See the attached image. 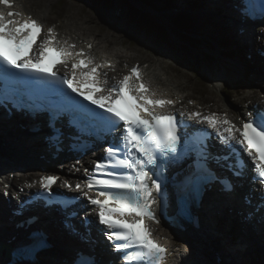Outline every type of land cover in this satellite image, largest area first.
<instances>
[{
    "label": "snow or ice",
    "instance_id": "obj_1",
    "mask_svg": "<svg viewBox=\"0 0 264 264\" xmlns=\"http://www.w3.org/2000/svg\"><path fill=\"white\" fill-rule=\"evenodd\" d=\"M248 2L245 0L242 8L245 16ZM0 6V81H4L0 106L10 105L33 118L46 116L47 127L54 133L48 139L57 143L64 136V126L85 148L86 138H111L104 156L93 161L90 172L84 170V180L74 186L63 181L62 188L81 196L57 197L54 186L60 177L55 174L41 175L27 185H39L33 200L66 212L65 230L84 245L75 251L70 264H100L91 236L94 225L120 264H164L168 249L154 236L151 225L160 223L157 208L163 210L167 202L166 173L171 168L177 169L171 178L176 203L187 218L213 189L235 192L234 178L245 176L249 162L251 182L260 185L259 198L264 202V113H249L250 118L237 125L226 115L192 111L187 113V121L206 124L211 132L195 129L183 119L184 112L177 117L170 110L177 101L151 88L138 66L131 67L122 78H109L102 70L113 68L110 62H98L77 50L74 43L60 40L52 27L38 42L44 34L40 22L13 11L12 0H0ZM260 6L264 16V0H260ZM58 66L65 69L63 75ZM38 97L42 103L36 102ZM73 168L79 171L75 165ZM81 198L79 210L67 211ZM33 200L20 205L17 215ZM81 212L83 231L73 222ZM93 214L95 220L90 218ZM36 220L33 216L21 226ZM48 246L43 231H31L15 249L14 264H36V256Z\"/></svg>",
    "mask_w": 264,
    "mask_h": 264
},
{
    "label": "bare ground",
    "instance_id": "obj_2",
    "mask_svg": "<svg viewBox=\"0 0 264 264\" xmlns=\"http://www.w3.org/2000/svg\"><path fill=\"white\" fill-rule=\"evenodd\" d=\"M17 1H18V5L23 4V9L25 13L32 14L34 15V18L42 22H45V19L47 18L46 15H47L48 9H44L40 13H33L30 9V5H29L30 3L28 2V0H17ZM173 1H174L173 4L172 5L167 4L168 6H166V4L164 5L161 0H147L146 2H141V4L142 3L147 4L149 10H154L155 13H161L160 15L162 14L171 15V12L189 13V14L197 15L200 18L199 20L200 24L201 23L208 24V26L211 28L210 33L212 36L216 38V40L220 39V40L225 41V38H226V40L230 41L229 38L233 39L231 35H228L230 34V31H226L225 33V31L221 27V21L224 17L235 18V14H234L235 12H233L228 6L219 5L218 3H215L214 0H173ZM221 4H223V2H221ZM177 9L181 11H178ZM175 10L177 12H175ZM74 26L75 25L73 24V28L75 29L76 27ZM200 26L204 30V26L202 24ZM47 27L49 28L50 26H47ZM67 27L68 26H66L67 30L62 33V40H71V43H76L75 36L81 35L80 33H78L81 30L75 29L74 31H72L71 29ZM48 28H46V31ZM118 28L120 29L119 34L115 36L112 35L109 37L108 36L102 37V38L100 37L98 39L96 37L94 39L87 37L88 40L94 46V49L90 51L88 55L93 56L98 62H103V61L113 62L114 67L109 70H104V72L107 73L109 78L115 77L117 79L122 78L123 75H126L125 73L128 72L127 68L129 67H130L129 68V72H130L131 67H133L137 63L136 62L137 56H130L129 58H126L127 59L126 61L119 64L117 63V60H119L118 58H120V55H121L120 50L119 49L109 50L110 46L112 44L115 45L117 40H120L119 41V43H121L120 45H122L125 41L123 40L125 39L123 34L126 33V27L121 26ZM108 35H111V34H108ZM257 37H258L259 44H256L254 41H250L249 43H246L245 45H243L241 48H237L238 50L235 49L234 47L232 49H229V51H232L233 54L236 53L237 55L244 57V58H237L241 61V65L235 62V65L237 66V68L250 67L251 69H255L256 68L255 65H257L261 71L262 70L264 71V58L260 57L258 54V56L262 58V60H259L257 56L256 57L254 56L255 58H253L250 54L252 49H254V46L256 50L260 48H264V43H263L264 42V23ZM79 39H82V38L80 37ZM85 39L86 38H84L83 40ZM140 49L145 50V52L148 51V48L144 49L143 46H141ZM137 53L140 54L139 52ZM157 53H156V56L159 58L156 61L154 59L151 60V64H148L147 68L141 67L146 77V82L150 85V87L155 89L158 92V94L164 97H166L165 94L169 95L172 98H176V99H179L182 97L189 98L190 96H192L190 95V93H187V90H186L187 87L189 86L188 83L191 82V79H189L187 76L185 77L181 76L183 79H185L183 81L180 78H177L175 75H171V73H169V68L171 67V64L167 63V60L168 62H170L171 59L163 55V54H168L169 52L161 51ZM245 55H250V59L247 60L245 58ZM250 62H253L254 64L250 65L249 64ZM126 64L129 67L126 66ZM157 64H158V68H156ZM123 68L126 69L125 73H123L122 71ZM152 73H155V78H152L151 76ZM226 73H228V75L232 74L231 72L229 73V69H226ZM206 75H207L206 76L207 81L209 83L208 87L211 89H215L219 92V96H217V98L219 97L218 98L219 100L217 102L222 103L223 100L221 99L222 97L220 96L222 92L224 91V82H226L225 80L228 79V77H226L225 80L222 78L221 79L222 84H218V82L215 81L216 77L214 75H211V74H206ZM162 76H164V78H161ZM165 76H167V78H165ZM153 80H155V82ZM236 95H238V93H236ZM249 99H252V100L256 99L255 101L258 102V104H253V105L251 104V108L249 107V105L247 106L243 105L244 103L248 102ZM197 101H198V104H197L198 106H201L203 103L206 102L204 98H200ZM257 107L264 108V91H262V93L260 94L256 89L250 88L248 94H245L244 96L241 97L240 103L237 104V107L234 110H230V108L228 109V107L226 108V106L221 107V106L216 105L215 107L213 106V107L204 108L203 112H205L206 114H211L215 112L221 117L226 115L227 118L232 120L237 125H240L241 120H244V118L248 119L249 113L256 112L255 109ZM188 110L190 109L186 106H178L176 108V111L178 112H185ZM197 110L198 108L192 111H197ZM34 120L35 119L31 120L28 118V119H25L24 121H27V123L30 122V124L32 123L34 124L39 121V119H37L36 121ZM40 126L42 127L43 125H40ZM42 130L45 131L46 128L44 127ZM26 133H27L26 130L22 131L21 133L16 127L10 126L8 121L6 122L0 119V134L2 135L5 134L7 139L12 144L13 143L16 144L15 148L9 147L6 150H0V155H1L0 165H10L11 162L18 163V161L12 158L11 155L14 152L19 154L18 151H19V148L21 147L27 150L25 151V154L28 157H30L32 160L34 158H37V155H39V152L42 151L41 144L44 146L45 143L43 142V140L37 139L36 136L33 140L31 137V134H26ZM98 144L105 145L104 143H98ZM62 146H64V144ZM93 155L94 154L91 153L85 159H83L79 164H76L77 159L71 158L68 160L67 166H65L63 169L58 168L56 164H53L52 165L53 168L56 169L54 172L55 175L60 176V182L58 186L61 189H64L61 187V185L65 179L68 180L73 186L77 182L81 181V179L84 178V174H83L84 170L86 168L88 169L89 166H91V159L93 158ZM32 160L27 161L28 168L30 167L33 168V166L36 165V162ZM73 165H75V168H78L79 171H75V169L73 168ZM19 168H22V167L19 165ZM39 174H40L39 172L30 173V170H29L28 174H26L27 176V178H25L26 182L23 185H20L18 187V193H16L15 195H22L23 193L25 194L28 191L32 192L36 190L38 184H35L31 188H29L27 185L35 181V179H32L33 176L38 177ZM9 178H10V175H4L3 172H0L1 180H6V183H9L8 181ZM240 183L241 184L236 188V194H234L233 196L234 201L232 202V206L224 207L223 211L214 208L213 213H208V214L200 213L201 231H198V234H200L202 239L198 238V236H195L193 239H191L190 237L191 235H180L178 233L173 234L167 228V224L163 221H161V224L158 227H155L154 229L155 236L157 238L168 237L169 242H167V244H171L173 248H175L177 243H180L181 251L184 252L185 254V260L188 259V261L183 262V264H212L211 257L208 253L207 246L209 249L215 250L216 256L219 258L218 260H220V262H222L223 264H249V259H247V257L252 248L251 246H256L257 245L256 241L258 240L262 244V246L260 247L264 249V240H262L263 237H262L261 230L258 231L257 234H253V235H250V233L246 230V228L248 229L249 226H248L247 221L243 220L244 218L243 214L245 211L251 210V208L246 206L243 203V199L248 197V194H249V190H250L249 186L245 187V184L250 183L249 178L246 180H241ZM254 186L257 189H260L259 185H254ZM65 190L69 192H75V191L68 190V189H65ZM4 201L5 199L3 198V196H1L0 197V229H2L5 232L12 233V231L10 230L11 228L9 227L10 225L9 223L11 222V218H10L11 214L8 212V210H6L5 212L2 211V209H6ZM11 203L14 204L13 201H11ZM81 204L77 205L79 209L81 207ZM30 211H33V210L31 209ZM224 212L226 215L233 213L235 215L234 216L235 219L238 218L236 221L238 223V226H242L240 225V223H244V224L246 223L245 225L243 224L245 226V228H243V231L239 230V232L241 234L245 232V237L252 236L251 238L249 237L251 242H249L248 245L245 243L238 244L235 242V240L232 241V237L235 235L234 223H233V220H231L232 217H228L224 215L221 219L216 218L217 214H223ZM27 214L32 215L33 213L29 212ZM225 222L227 225L224 224ZM37 224H39L40 227L46 233H48V235L51 237V239L54 242L65 245L72 252H74V250L76 249L84 247V245L78 239H76L75 237H70L68 236L69 234H67V232L66 233L64 232V229H62L63 223L61 225L59 224L58 226L56 225V227H54L56 223L46 224L44 222L39 223L38 221ZM101 243H102V240L98 244H101ZM105 245L108 246L107 243ZM101 249L102 248H100L99 245H96L94 249L96 258L98 261H100V264H102V260L105 259L103 255L107 254V252L106 254L105 253L103 254L104 251L100 252ZM61 250L63 251V249ZM59 252L60 251H52L50 255H42L40 257V262L38 264H63L62 259L59 258V256H57ZM175 254H178V252L176 251ZM246 259H247V262H246ZM4 263H5L4 259H0V264H4Z\"/></svg>",
    "mask_w": 264,
    "mask_h": 264
},
{
    "label": "rangeland",
    "instance_id": "obj_3",
    "mask_svg": "<svg viewBox=\"0 0 264 264\" xmlns=\"http://www.w3.org/2000/svg\"><path fill=\"white\" fill-rule=\"evenodd\" d=\"M140 1L146 2L147 0ZM28 2L30 3L29 5L32 12L40 13L44 9H48L46 15L48 17V20L46 18L45 22L47 20L49 24H52L56 27L60 26L61 31H63L66 26L73 30H81L78 33L82 34V36L86 38L90 37L91 39H94L96 37L98 39L100 37H109L112 35L115 36L119 34L120 29L118 27H126V35L123 34L125 38L123 39L125 40L124 43L120 45V40H117L116 44H112L109 48V50H120L121 55L118 59H122V61L119 62V64L126 61V58H129L130 56H137V66H142L141 64L143 63L151 64V60L154 59L156 61L159 58L156 56L157 52L168 51V54L163 55L171 59L170 62H168L167 60V63L171 64L169 73H171V75H175L177 78H180L183 81L185 79H183L182 77L185 76L191 79V82L188 83L189 86L186 89L187 93H190V95H192L189 98L190 100L204 98L206 101H204L205 103H203L205 108H207V106L215 107L217 105L221 107L226 106V108L228 107V109L230 108V110H234L237 107V104L241 101L240 96L248 94L250 88L256 89L260 94L262 93L261 90L264 91V74L262 73H256V78H250L249 75H246L238 83L235 82V80H237V78H235V74L237 73V71L241 72L240 70H246L244 68H238L239 70H237L235 62L241 65V61L237 58L244 57L239 56L236 53L233 54L232 51H229V48L223 50L216 46L214 41L217 42V40L214 36L211 35V28L208 26V24L201 23L204 26L203 30L200 26L201 24L199 23L200 18L197 15L192 14L193 16H195V18L193 16H189V18H186V22L182 23L178 20H174V18L177 16H179L180 18L189 15V13L171 12V15L163 14L164 16H168L169 18H157V22L166 25L170 29V32L173 33L170 41L168 42L166 39H162L161 37L148 35L143 31H139L131 24V22H128L127 13H125V17L124 19H122V21L115 19L108 11L109 5L100 3L97 0H28ZM130 2H133L131 4L135 5L136 7L138 6L141 8V6L137 5L135 1L130 0ZM168 5H170V3H168ZM145 6L148 8L147 4H145ZM151 11L154 12V10ZM73 24L75 25L74 27H76L75 29L73 28ZM184 32H188L191 34V38L189 41L190 43H187V45L182 44V42L179 41L180 39L182 40V35L184 34ZM141 46H143L144 49L148 48V51L145 52V50H141ZM257 51L258 49L256 50L254 46V49H252L250 53L251 56L253 58L257 56L259 60H262V58L258 56ZM137 52H139L141 55ZM224 52H228L230 56L227 55L228 53L224 54ZM156 68H158V64ZM230 68H234V70ZM226 69H229V73L231 72L232 74L228 75V73H226ZM122 71L123 73H125L126 69L123 68ZM206 74L214 75L216 77L215 81H217L218 84H222L221 79L223 78L225 80L226 77L230 78L229 82L236 84L229 85V82H224V91L220 96L223 100L222 103L217 102L219 100V97L217 98V96H219V92L208 87L209 83L207 81ZM151 76L152 78H155V73H152ZM161 78H164V76H162ZM165 78H167V76H165ZM153 81L155 82V80ZM236 93H238V95H236ZM255 100L256 99H249V101L244 103L243 105H249V107L251 108V104H258V102H256ZM3 172L6 173V170H3ZM4 187V184H0V197ZM224 215L232 217L231 220H233L234 228L236 231L234 232V236H236L235 242L238 244L245 243L248 245V243L251 242L249 237L251 238L252 236L245 237V232L241 234L236 229V226L240 228V226H238V223L236 222L238 218L235 219V215L233 213L226 215L224 212ZM224 224L227 225L226 222ZM241 230L243 231V229ZM246 230L250 233V235H253L251 226H249L248 229L246 228ZM254 252H257V250L250 251V254L252 255ZM187 261L188 259L186 260V262Z\"/></svg>",
    "mask_w": 264,
    "mask_h": 264
},
{
    "label": "water",
    "instance_id": "obj_4",
    "mask_svg": "<svg viewBox=\"0 0 264 264\" xmlns=\"http://www.w3.org/2000/svg\"><path fill=\"white\" fill-rule=\"evenodd\" d=\"M98 1V0H97ZM113 7H110L112 4ZM132 2H130L129 0H112V2L110 4L104 3L106 5H109L108 11L109 13L117 20L122 21V19H124L125 17V13H127L128 15V22H131V15L132 12L137 11L139 13V16H147L149 15L147 12L143 11V9H141L140 7H136L135 5L131 4ZM120 8H122V10H124V12L122 13V15L119 14ZM132 11V12H131ZM149 17L152 19V21L156 22L155 24H151V31L152 33H154V36H159L162 39H166L168 42L171 39L172 36V32H170V29L166 26L163 25L159 22L156 21L157 18H154L152 16L149 15ZM131 24L137 28L139 31H143L144 33L148 32V29L146 27H143L142 24H138L137 22H131ZM4 248L6 249V251L8 253H10V248L7 247L6 245H4Z\"/></svg>",
    "mask_w": 264,
    "mask_h": 264
},
{
    "label": "trees",
    "instance_id": "obj_5",
    "mask_svg": "<svg viewBox=\"0 0 264 264\" xmlns=\"http://www.w3.org/2000/svg\"><path fill=\"white\" fill-rule=\"evenodd\" d=\"M98 2L110 4L112 2V0H98ZM130 19H131V22H137L138 24H142L143 27H146L148 29V32H146L148 35L154 34V33H152V31L150 29H151V24H155L156 22L155 21L153 22L152 19L149 17V15L139 16V13L137 11H135V12H132ZM176 20H178L181 23L186 22L185 18L176 19ZM182 38L185 41L189 40V33L184 32ZM251 264H264V263L259 259L258 256H256V257L254 256L251 259Z\"/></svg>",
    "mask_w": 264,
    "mask_h": 264
}]
</instances>
